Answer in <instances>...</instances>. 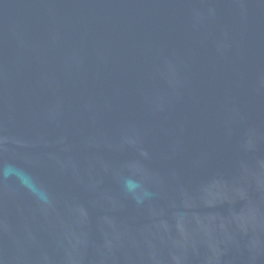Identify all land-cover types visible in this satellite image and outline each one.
<instances>
[{"label":"water","instance_id":"95a60500","mask_svg":"<svg viewBox=\"0 0 264 264\" xmlns=\"http://www.w3.org/2000/svg\"><path fill=\"white\" fill-rule=\"evenodd\" d=\"M0 264H264V0H0Z\"/></svg>","mask_w":264,"mask_h":264}]
</instances>
